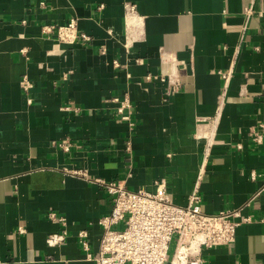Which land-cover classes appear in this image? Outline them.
Instances as JSON below:
<instances>
[{"label":"crops","instance_id":"crops-1","mask_svg":"<svg viewBox=\"0 0 264 264\" xmlns=\"http://www.w3.org/2000/svg\"><path fill=\"white\" fill-rule=\"evenodd\" d=\"M201 167L202 210L251 217L203 264H264V0H0V264H93L105 182L185 205Z\"/></svg>","mask_w":264,"mask_h":264},{"label":"built area","instance_id":"built-area-1","mask_svg":"<svg viewBox=\"0 0 264 264\" xmlns=\"http://www.w3.org/2000/svg\"><path fill=\"white\" fill-rule=\"evenodd\" d=\"M127 11L133 5L126 4ZM246 16L253 12L252 5L244 8ZM55 30L59 42L73 43L89 37L77 31L75 19L66 24L46 26L45 31ZM230 72H222L224 86H227ZM179 83L168 78V88L176 89ZM224 93L218 96L216 121L223 102ZM115 112L122 120L133 127L131 105L127 98L118 99ZM256 141L261 140L255 134ZM210 142V138L207 139ZM202 167L197 174L196 183L187 197L185 205L170 200L166 181L155 182V190H130L119 181L105 182L104 186L112 198L110 212L98 218L102 236L97 255L92 257L93 264H203L202 247L226 245L234 240L238 224L248 222L249 215L241 216L236 209L206 213L201 208V196L198 190L202 177ZM253 175V174H252ZM264 194V182L257 191ZM49 217L61 220L50 212ZM64 233L50 234L46 241L49 245L63 240ZM78 236L87 248L86 234L79 231Z\"/></svg>","mask_w":264,"mask_h":264}]
</instances>
